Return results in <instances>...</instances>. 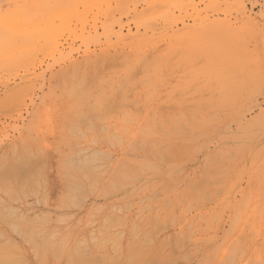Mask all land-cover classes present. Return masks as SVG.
Listing matches in <instances>:
<instances>
[{
	"label": "rangeland",
	"instance_id": "rangeland-1",
	"mask_svg": "<svg viewBox=\"0 0 264 264\" xmlns=\"http://www.w3.org/2000/svg\"><path fill=\"white\" fill-rule=\"evenodd\" d=\"M8 1L10 0H0V11L6 8V4ZM140 1L141 0H135L134 2L135 4L132 2L124 1V3L126 4H123V6L128 7V9L132 11L135 8L134 10L139 12L142 8H144V5H142ZM243 1H244L245 8L248 14L251 13L250 16L255 20V22L257 21L258 23H261L262 28L264 29V23H263L264 21V0H243ZM197 2L198 0L194 1V3H197ZM128 5H131V6H128ZM161 6H162L161 4H158L157 6L153 8L156 10V13H159L162 10ZM201 7H203V5H201ZM150 11L151 9L148 10V12ZM177 14L178 13H175V15ZM226 15H227V18L230 19L231 22H235L237 13L235 12L232 6L230 7V5H228V9L226 10ZM260 15L262 16V18ZM219 18L221 19L224 18V15L221 14ZM124 21L126 20L124 19ZM159 21H155V22L153 21L152 22L153 25L152 23H150L152 26L149 25L150 26L149 29H151L149 30V35H151L150 33L152 30L153 32H155L154 37L158 33L161 32L160 29H162V31L167 32V34H171L174 31L182 30V25L179 22H178L179 25L176 24V25H172L171 27H168L169 25L164 24V22L161 20ZM184 21H185V24L187 25H188V22H189V25L192 24L190 23L192 22V20L189 17H185ZM154 24H158V25H155L154 27ZM236 25H239V24H236ZM131 26L132 24H130L129 28H131L132 31L134 32L135 31L133 27L134 25L132 27ZM127 28L125 27L126 30ZM125 29H124V32H126ZM140 29L143 32V28H140ZM245 40H246L245 42L246 48L249 54L252 55L254 53L255 47L257 46V43L249 39L247 36H245ZM161 44L163 45L160 46ZM157 47H159V49L161 50L159 53H156L157 57L153 58V56H151L149 53L148 58L144 62L141 61L143 58L139 60L138 62L139 64L138 63L134 64L135 58L138 57L137 51L131 52L129 50L116 49V50L108 51L109 54L107 57L99 59L100 62L98 66L96 65L97 64L96 62H98L99 60L95 62L96 64L93 63L89 65H82L79 68L80 70L78 69L74 73L71 71H68L69 74L63 73V71L59 69L58 67H55L52 72H50L49 70L46 71V65L45 66L43 65L41 68H38L35 74L36 75L40 74V78L38 77L37 80L39 81L38 82L36 81L37 83L35 82V85H34V88L37 90L33 88V91H35L33 92V96L35 98L34 104L37 109L38 108L42 109L43 107H45V109L49 110V115H50V124L48 128L49 131H45L43 127H42L43 130H39V127H40L39 123L42 122V119H43L42 117H39V119L36 121L33 127V130L28 127V124L30 123V119L32 115L35 114V109L33 108V106L29 104L28 102L29 100L22 95L23 93L21 90L23 89V85L20 84V77L23 76V73L22 72L16 73L15 71H12V69L3 68L0 65V77H1L0 78V158H1L2 153H5L4 155L7 154L6 159L4 160L0 159V163L3 165L6 162L4 167L3 165L2 166L0 165V169L1 171H5L4 169H2V167L5 169H9L11 166L17 167L18 164H20L21 166H26L29 163L28 162L26 165H24L25 163L21 164L20 160H23V162L25 160L31 161L30 164L32 163L31 165H34V167H36L34 169V167L32 166L34 169V172L35 173L37 172L36 174L37 176L36 177L33 176L34 174L32 173L34 172H32L33 171L32 169L31 174H30L31 181L29 180L27 182H29L28 185H31L30 182L32 183L33 180L36 183L38 182L36 185H33L35 184V182L32 183L31 185L32 187H34L33 188L34 192L31 190L34 194H32L31 191L29 192L27 190L29 189L27 188L28 186L27 182L26 183L23 182L24 184L21 182L23 184V187L24 185H26V187H24L26 189L22 188L21 187L22 184H19L20 180L18 181V178L14 179L15 182H13L14 181L12 180L13 178L6 179L7 180L5 182L6 184L3 181L1 182V184L3 183L4 185L3 187L0 185V188H1L0 189V217H1L0 218V264H90L89 261L87 262L88 259L92 260V262L97 261L95 264H126L129 261V259H127L128 257H131V258L137 257L139 254L141 255H139L138 258H133L135 260L131 261V263L128 262L127 264L129 263L130 264H153L159 258L161 259V257L159 256H161L162 254L164 255L162 259L165 258L168 261H170L172 258H174V260L172 259L171 260L172 262L170 261L168 262V264L170 263L177 264L178 261L181 262L182 264H193V263L194 264H200V263L201 264H204V263L214 264L212 260H210L209 262L207 256H205L206 258H204V261H203V257L205 254L202 252H199L201 255L200 254L197 255L198 253L193 254V255L185 253L186 250L189 249L190 247H188L187 245L185 246L183 245V240H184L183 236L185 234H188L189 232L188 231L190 228L189 223H191L193 220L198 219V217H196L195 214L197 213V207L200 204V202H195V201L192 202V199L188 200V196L193 191L202 192L203 194L207 192L205 194L207 195L206 197L214 196L217 193L221 194L223 189L227 187L226 183L233 182L235 180V177L238 176V173L240 171H243L242 175L244 179H243L242 187L244 189L259 190L261 193L264 194V180H263L264 179V73H260V74L259 73H249L248 68L246 66H243V74L245 72H247L248 74H246V76L244 75L245 82H244L243 88H240L242 83L240 81H237L235 78H232V80L224 79L223 81H221V79H215L213 78L212 75L211 76L208 75L207 72L216 65L213 60L212 53H209L208 51H205L202 48L188 49L186 51H171V49H167V46L165 45V43H158ZM96 53H98L97 50H96ZM75 54H74L75 56L74 58L76 62L82 63L83 62L82 57L79 56L77 53ZM120 55L122 58L116 59L118 56L120 57ZM113 61L116 64L118 62L120 65L118 66V64L117 65L112 64L114 63ZM109 62H111L114 68L110 67L109 69L104 70L103 74H101V71H103L102 69L104 67L108 68L110 66L108 65L107 67V64H110ZM262 64H264V62ZM89 66H90V69H89ZM145 67L146 69L142 71ZM97 68H100L101 70L98 69L99 72L96 73ZM42 70L46 71L45 74L43 73ZM79 71H80V74H78ZM137 71L142 72V73H139V75H137ZM135 72H136L137 77L134 76ZM262 72H264V69H262ZM98 73L101 75H99ZM78 75H79V78H78ZM86 75L87 76L90 75L91 76L90 78L92 77L93 78L86 79L87 77ZM161 75L164 77H162ZM100 77H101V80H100ZM43 80H46V81H43ZM90 80H92L93 84H91ZM40 82L41 83L43 82L42 83L43 85L40 84ZM89 82L90 84H88ZM60 83L62 85L61 89H60ZM40 85L42 87H40ZM85 85L87 87L84 89ZM80 86H82L83 90H80L81 89ZM77 88L79 90H77ZM120 88L121 90H119ZM161 89L163 91H161ZM186 91L188 92L184 94V92ZM116 92H119L118 94L121 99L119 98V96L115 98ZM174 93H176V96L174 95ZM35 95L37 96V98ZM128 95L129 97L126 98ZM123 98H126V99H123ZM115 99L116 100L123 99V100L122 101L118 100L119 102L118 103ZM181 99L186 100V101H183L184 102L183 107L184 108L185 106L187 107L186 109H184L186 113H184L185 112L184 110L183 112L175 110V109H174L175 110L174 112L173 110L174 108L173 103ZM127 102L129 106L131 103L133 102L134 103L131 105V107L129 106L122 107V105H125ZM26 103H27V110H25ZM105 103L107 105H104ZM113 103L115 105L119 104L118 106L116 105L119 108L112 107ZM169 105L173 107L171 108L173 111L170 110L169 107H167ZM187 105L189 106L191 105V107ZM202 105H205V106L209 105V107H205V109L209 110L207 111V113L212 111L211 114L210 113L207 114L206 112H204L206 110H201ZM105 106L109 108L111 107L110 108L111 110L112 108H114L115 111L117 112H114V111L110 112L111 110L109 109L110 113L104 114L103 112L106 111L104 108ZM141 106L143 107L141 109H137L136 111V108L141 107ZM198 106L200 109H198ZM89 108H91V110H89ZM143 108H144V111L147 108V110L150 112H152L154 108H156V110L163 108L164 110L163 113L162 111L160 112V116L158 119L153 118L154 117L153 113L150 114L151 117L149 118L153 119L154 121L152 122V124L149 123V126L151 127L150 130L146 129L145 123L143 124L134 123L131 120V118L130 120L126 122V119H125L126 114L135 115L140 110L142 111ZM96 109L98 110L99 114H96L97 113ZM132 109L134 110L132 111ZM188 109H190V111H188ZM26 111H28L27 114H25ZM92 111H94V113L96 114L95 115L96 118L92 116L93 115ZM121 111L123 112V114ZM20 112H21V115L18 116ZM42 112L43 111H41V113ZM191 112L195 113L196 115L198 114L197 116L198 117L200 116L199 119L198 117H196L195 114H192ZM169 113L171 114V116L169 115ZM214 113H217L219 115L216 116ZM222 114H224L225 116ZM100 115L104 120L100 119L101 118ZM120 115L123 117H121ZM162 115H164V118L162 117ZM86 118H89V119H86ZM73 119L75 120L77 119V123L79 124H77ZM122 119H125V120H122ZM200 119H201L202 124L200 122ZM163 120L168 126L163 122ZM72 121H74L75 123ZM81 121H84V122L89 121L87 127L84 128L87 122L81 123ZM204 121L207 123H205ZM179 122L181 124H178ZM21 123L23 125H21ZM66 123H70V124H66ZM182 123L186 127L185 129L183 128L185 131L181 127L183 125ZM14 125L15 126L17 125L19 129L17 128V126L15 128ZM104 125L105 126L107 125L106 128ZM12 126H14V128ZM60 126H63V127H60ZM72 126L78 127V131H80V133L79 132L77 133V128L75 129ZM102 126L105 128L104 132L103 131L101 132L100 130L103 128ZM118 126H119V129L116 128ZM66 127L71 128V130L67 129ZM88 127L89 128L91 127L90 130ZM160 127L162 128V130L160 129ZM238 127L241 128L244 146L238 148L237 150H233L230 147H226V149L223 150V154H224L223 156L225 157V159L226 158L227 159L230 158V159L221 163V166L223 167L222 171L223 169L224 171L220 175L217 174V177H215L214 169H216V172H217L218 167L213 164L212 156H214L215 154H218V152L221 150V147H222L221 145L222 143L219 142L218 135H222L224 132H227V136H230L231 135L230 132H233V133L236 132L237 131L236 129ZM14 129L15 130L17 129V130L15 131ZM116 129L118 131H116ZM159 129L161 131H159ZM20 130L22 132L21 133L22 137H20V135L16 133ZM173 130H175L176 132ZM109 132L111 134H109ZM120 132H123V133H120ZM80 134L82 135L80 136ZM3 135L4 136L7 135L8 137L6 136L4 138ZM83 139H86V140L84 141ZM120 139L122 140L123 144ZM44 140L46 142H44ZM107 140H109L110 143ZM89 141L90 143L91 142L92 143L89 144ZM20 142L23 143L22 147L20 145ZM248 142L250 143L248 144ZM215 143L217 145H215ZM140 144L142 146L146 145L145 147H147L148 149L147 152L149 153L156 151L154 149L159 148L158 151H156L158 153L154 152L155 154L152 153L153 154L152 156V154H149L145 150H142L143 147L138 148L139 146H141ZM164 144L167 146L164 147L165 146ZM14 145H15L16 152L14 150V153H12V149ZM186 145L187 146L192 145V146L188 148L189 146L186 147ZM208 145L211 146V148ZM25 146H26L27 151L26 149H24ZM162 146L164 147L163 149L161 148ZM173 146H175L176 151L178 149L177 148L178 146L180 148L181 147L183 148V146H185L186 148H188L187 149L188 152L183 149L185 153L187 152V154L184 153L183 156H180L181 158L178 157V159H176L177 156H175L176 158H174V155H176L177 152L175 151L176 154L173 152L174 150ZM170 148H172L173 150ZM28 149H30L31 152ZM93 150L96 152L101 151L100 154L105 157L104 168L102 169V174H101L102 178L100 177L99 181L96 182L97 185L96 184L93 185L94 188L93 187L90 188L84 185L82 188V191L78 193L72 192L71 190H69L70 192L67 190L64 191L65 188L71 189L76 184L81 185L83 183L84 178L82 177V174H81L82 171H79L78 168L75 169V167L77 166L76 157L78 155H81L82 153L93 152ZM170 150L174 154L173 156H171V158L169 156ZM166 151L168 152L166 153ZM179 151H178V156H179ZM208 151H210V153ZM232 151H233V158L230 157L232 155L231 154ZM11 153L13 156L11 155ZM202 153L204 154L202 155ZM40 154H41V158L38 159L39 158L38 156H40ZM129 154L131 156H129ZM162 154L164 156L169 154L168 155L169 160L163 161L164 159H163ZM235 154H237V158L235 157ZM157 155L160 156L158 157V159L156 158ZM16 156H18L17 160L15 159ZM34 156H37V157H34ZM31 158L34 160L33 162L32 160H30ZM159 158H160V161H159ZM14 159L16 160L17 165L16 163H14L15 161ZM36 159L39 160L40 163L39 161H36ZM43 159L46 161H43ZM42 161L44 162V165L42 163L43 166L39 167ZM63 161H66L67 163L65 164V162ZM256 161H257V164H256ZM46 163L48 164L46 165ZM72 163H75V167L73 166L74 164L72 165L73 168L70 165ZM145 163H147L149 166L156 168L161 174L164 175L165 178H163V180H161L159 184L157 185L154 184V178H153L154 174L152 171L147 170L145 168L146 166V165L144 166ZM37 164H38V168H41L39 169L40 172L37 168ZM223 164L225 165L226 168L224 167ZM47 166H48V169H46ZM124 166H126V168ZM131 166H134L133 167L134 169H131L132 168ZM191 166L193 167L194 170L192 169ZM43 169H46V170H43ZM106 169H108V171H105ZM139 169L141 170V172ZM115 170H117V172L119 171L118 173H121V172L125 173V176L127 174L128 176L133 177V179L129 177H127L129 179H127L126 177L123 178L122 177L123 175H121L120 177V174H118L117 172L115 173ZM178 170L180 171L178 172ZM202 174L206 178V180H204L205 178H201L203 177ZM210 176H211V179H210ZM134 177L140 180L138 181L136 179L137 180L136 181ZM8 180H10V183H7ZM113 182L118 183L117 184L118 186L116 188H114L113 185L111 187L110 186L108 187V185L113 184ZM196 182H199V183H196ZM120 184H121V187H120ZM129 184H131L132 186ZM105 185L107 186L105 187ZM172 185H175V186L172 187ZM192 185L196 186L197 188L195 187L193 188ZM6 186L10 190L9 192H7L6 190L7 188H5ZM18 186H20L21 189H19ZM112 187L114 189H112ZM122 187H123L122 189L123 191H120ZM2 188L3 190L5 188L6 191L5 190L3 191ZM107 190L111 191L112 194L111 192L108 193ZM10 192L12 194L14 193V195L16 194V196L10 195L9 194ZM24 192L26 193L27 197H24V195L22 194ZM43 192H46V193L43 194ZM105 192L108 195L103 196ZM63 193L68 194V195H63ZM116 193L117 195L114 196V194ZM178 194L179 195L181 194L180 196L182 195L183 196L180 197L178 196ZM9 195L11 197H9ZM21 195H23L25 199H23ZM69 195H71V197L74 195L73 196L74 199L70 198L73 202L67 199ZM77 196H81V198L79 197L78 199H76ZM85 196H87L88 199L82 198ZM177 197H180V199L178 200ZM15 198L18 200H16ZM188 201L192 204V205L189 204L190 207L187 205ZM139 202L140 204H138ZM205 203L207 206L214 205L213 201L205 202ZM128 205L129 207H127ZM165 205L167 206L165 207ZM179 206L182 207L184 211H186L185 218H187L188 220L191 219L190 222L188 221V224H186V227L182 223V219L178 217L177 212L174 215L172 214L174 218L172 216L170 218L169 217L170 215L167 214V213H171L172 208L174 207L177 208ZM94 207H96L97 212H94L96 211ZM111 208H113V212H111ZM11 209L15 211H12ZM140 211H142L141 215H137L140 213ZM7 212H9V214H6ZM10 214L11 216H9ZM111 214H112V217L114 218L116 217L118 220L115 221L111 217L112 221H114L112 223V221H110ZM3 215L4 217L2 219ZM70 215L73 217H71ZM64 216H66L67 218ZM155 216H157V219ZM16 218L17 219L19 218V220H17ZM26 218L29 220L27 221ZM34 218L36 219L33 220ZM37 218L39 219V221ZM138 218L140 219L143 218V219H141L140 221V219ZM103 220L108 221L112 224L109 225L108 227V225H106L107 222ZM4 221L8 223L5 224ZM24 221H26V224H24L25 223ZM41 221L42 222L45 221V222L41 223ZM61 221H64V222L61 223ZM77 223L79 225H77ZM86 223L88 226L85 225ZM154 223L155 224L157 223V224L155 225ZM162 223L164 224V226ZM15 224L17 226L14 227ZM169 224L170 225L173 224V225L167 226ZM104 225L107 228H105ZM66 226H68V228ZM159 226H161L160 230H162L161 231L162 233L160 232V230H157V232L154 233L153 228L156 229ZM165 226L167 227L165 228ZM187 226L189 227L187 228ZM33 227H35V229ZM113 227L114 229H111ZM136 227L137 228L139 227L138 230L136 229ZM181 227H183V230H184V233L182 232L183 234L179 231ZM226 227L227 226L221 227L220 224H218L217 226L218 230L220 231L221 230L226 231L227 229ZM24 228L26 229L23 230ZM31 228L34 229L33 232H35V230L38 228L36 233L40 234L42 232L41 235L43 236V238H46L47 236H51L52 238L49 237L50 239H48L47 237L45 239L46 241L45 242L44 239L41 238L42 237L41 235L38 234V237L36 233L35 234L33 233L32 235ZM40 230L42 231L40 232ZM43 230L45 231L44 233H43ZM131 230L132 232H130ZM20 231H22V234H20L21 233ZM145 231H147L146 234L144 233ZM222 231L220 232L219 236L222 235ZM29 232L32 237H30ZM150 232L153 233L156 237L150 234ZM18 233L20 235H18ZM142 233H144L145 235H142ZM180 233L182 234L181 235L182 238L181 236L178 237ZM89 234H91V236ZM135 234H138V235L136 236ZM102 235H104L105 237L103 238L104 239L103 243H100L99 241L102 240L100 239ZM119 235L120 237H118ZM93 237L94 239L96 238L95 239L96 243L94 242ZM129 237H132V238H129ZM89 238H91L92 241H90ZM145 238L146 240H144ZM148 238L150 239V241L152 240L150 243L148 241L149 240ZM177 238H181V239L177 240ZM31 239H35V240L31 241ZM131 239L135 243H137V241L139 242L144 241V243L140 242V244L139 243L134 244V242L132 243V245L134 244L135 246L134 247L132 246L133 248L131 247V250L132 249L137 250L136 248L138 246H140V250H142V251H138L140 252L138 253V255H137V251L136 253L132 252L136 254V256L132 253H131L132 255L129 254L131 250L126 251V247L129 245ZM108 240H109V243H107ZM175 240L179 241V243ZM78 241L80 242V244H81V241H84L83 242L84 244L82 243L81 245L78 246L79 244ZM113 241H116V242H113ZM51 242L52 244L55 242L54 243L55 246H53L52 248L48 247L49 244H51ZM181 242L183 245V249H182V245H180ZM32 243H37V244L34 245ZM60 243H61V246H60ZM52 244L50 246H52ZM93 244L97 246L96 248L97 250L93 248L95 247L93 246ZM158 244H160V246ZM178 244L180 245L179 246L180 250L179 248L178 250H176L177 248L173 250L174 249L173 246L176 247V245ZM4 245L5 247H3ZM98 245H100L101 247L98 248ZM168 245H173V246L171 247ZM9 246L12 248H10ZM105 246L107 250H105L104 248ZM163 246L165 249L162 248ZM6 247L9 248V250L6 249ZM170 247L173 250L174 254H172L173 252L170 250ZM33 248L34 249L36 248V249L34 250ZM47 249H48L47 253H44V250H47ZM51 249H54V250L52 251ZM75 249L76 251L73 252V250ZM81 249H82V253L84 254L81 256H85V258H87L85 260L83 258L84 263L81 262L82 260L80 261L79 258H77L78 259L77 260L75 257V255L78 256L81 253V252L79 254L76 253V252H79L78 250L81 251ZM143 250L145 253H143ZM66 251L71 253V255L69 256V253L66 254L65 253ZM103 251H105V254H103L104 253ZM63 253H65V255H63ZM157 253L159 254L157 255ZM99 254L103 255V257ZM169 254L171 255L169 256ZM183 254H184V257L182 256ZM96 255H99V257ZM127 255H131V256L127 257ZM81 256L80 258H82ZM156 256H158L159 258H156ZM116 257H118L117 260H115ZM182 257L184 258V260H181ZM162 259L160 260L161 263L159 264H162L163 262H164L163 264L165 263L167 264V261H163ZM173 262H176V263H173ZM155 264H158V263L155 262ZM223 264H226V263H223ZM232 264H236V263H232Z\"/></svg>",
	"mask_w": 264,
	"mask_h": 264
},
{
	"label": "bare ground",
	"instance_id": "bare-ground-1",
	"mask_svg": "<svg viewBox=\"0 0 264 264\" xmlns=\"http://www.w3.org/2000/svg\"><path fill=\"white\" fill-rule=\"evenodd\" d=\"M124 1L126 2H132L134 3L135 0H10L7 2L6 4V8L2 11H0V65L3 68H8V69H12V71H15L16 73L22 72L23 76L20 77V84L23 85V89L22 91V95L24 97H26L29 101V104L31 106H33V108L35 109V114L32 115L31 119H30V123L28 124V127L30 129L33 130V127L36 123V121L39 119V117H42V122H40V127L39 130H45V131H49V124H50V115H49V110L45 109V107H43L42 109L40 108H36L35 106V102H34V96H33V88L35 85V82L39 81L37 80L38 77L40 78V74L36 75L35 72L36 70H38V68H41L43 65H46V71L49 70L50 72H52L54 70L55 67H58L59 69H61L63 71V73H68V71L71 72H75L76 70H78L82 65H89V64H93L96 61H98L99 59L105 58L108 56L109 52L108 51H112V50H116V49H121V50H129V51H137V55L138 57L135 58L134 64L138 63L139 60L141 61H145L148 58V54L150 53L151 56H153V58L157 57L156 53H159L161 50L159 49L160 46H162L163 44H161L159 47H157L158 43H165V45L167 46V49H171V51H186L188 49H194V48H202L205 51H208L209 53H212L213 55V60L215 62V65L213 68H211L207 73L208 75H212L213 78L215 79H221V81H223L224 79L226 80H232V78H235L237 81H240L242 83V85L240 86V88H243L244 82H245V76L246 74H248L247 72H245L243 74V66H246L248 68L249 73H264L262 72V69H264V64H262L264 62V29L262 28V24L258 23L257 21L255 22V20L250 16V14H248L246 8H245V4L243 0H198L197 3H194L195 0H141L140 2L142 3V5H144V8H142L139 12L134 10H129L128 7H124L123 4ZM135 4V3H134ZM139 4V3H138ZM158 4H161L162 6V10L159 13H156V10L153 9L155 6H157ZM141 5V4H140ZM201 5H203V7H201ZM228 5H230V7L232 6L233 9L235 10V12L237 13V17L235 19V22H231L230 19L227 18L226 15V10L228 9ZM131 6V5H128ZM134 6V5H133ZM138 6V5H137ZM3 7V6H2ZM131 8V7H130ZM133 8V7H132ZM140 8V6H139ZM150 12H148V10H150ZM138 10V9H137ZM148 12V13H147ZM175 13H178L177 15H175ZM223 14L224 18H219V16ZM255 14V13H254ZM256 15V14H255ZM261 16V15H260ZM185 17H189L192 22V24L188 25L185 24ZM262 18V16H261ZM260 18V19H261ZM124 19L126 21H124ZM259 19V20H260ZM163 21L164 24L169 25L168 27H171L172 25H176L178 24V22L182 25V30L181 31H174L171 34H167V32L162 31L160 33H158L155 37V32H153V30L151 31V35H149V29L151 25L150 23H152L153 21ZM160 22V21H159ZM187 23V21H186ZM264 23V21H263ZM130 24H132V26L134 27L135 31L133 32L131 28H129ZM161 24V23H160ZM239 24V25H236ZM261 24V25H260ZM153 25V23H152ZM151 25V26H152ZM155 25L158 24H154ZM179 25V24H178ZM131 26V27H132ZM125 27L127 28V30L125 29ZM175 27V26H174ZM140 28H143V32L141 31ZM157 28V27H156ZM124 29L126 30V32H124ZM133 29V30H134ZM164 30V29H163ZM245 36H247L249 39L253 40L254 42L257 43V46L255 47L254 53L252 55L249 54L247 48H246V40H245ZM96 50L98 51V53H96ZM77 53L79 56L82 57L83 62H76L75 60V56L74 54ZM76 55V54H75ZM181 56V55H180ZM174 57V56H173ZM122 58L121 55L120 57L118 56L116 59H120ZM115 59V60H116ZM109 60V59H108ZM114 60V61H115ZM113 61V62H114ZM100 60L98 62H96L95 64L98 66ZM110 65L108 68L104 67L102 69L103 71H101V74H103L104 70L109 69L110 67L114 68L112 64H116L115 62L111 64V62H109ZM199 63V62H198ZM118 66L120 65L117 62ZM116 64V65H117ZM125 64V63H124ZM139 64V63H138ZM112 65V66H111ZM123 65V64H121ZM141 65V63H140ZM139 65V66H140ZM96 66V67H97ZM116 67V66H115ZM44 68V67H43ZM95 68V67H94ZM90 69V66H89ZM96 69V68H95ZM101 70L100 68H97L96 73L99 72L98 71ZM146 69V67L142 70L144 71ZM80 70V69H79ZM139 70V69H137ZM43 73L45 74V70H42ZM88 72V71H87ZM90 72V70H89ZM88 72V73H89ZM161 72V71H160ZM42 73V72H41ZM95 73V75H96ZM107 73V72H106ZM105 73V75H106ZM139 73L142 72H138L137 71V75H139ZM165 73V72H164ZM170 73V72H169ZM43 74V75H44ZM69 74V73H68ZM80 74V71L79 73ZM99 74V73H98ZM99 74V75H101ZM42 75V76H43ZM91 75V73H90ZM90 75H86V79H92L90 78ZM245 75V76H244ZM135 77L136 76V72L134 74ZM162 76V75H161ZM169 76V75H168ZM249 76V75H248ZM60 77V76H59ZM164 77V76H162ZM1 78V77H0ZM45 78V77H44ZM43 78V79H44ZM79 78V75H78ZM77 78V79H78ZM182 78V77H181ZM16 79V78H15ZM99 79V78H98ZM101 80V77H100ZM171 80V79H169ZM42 81V79H41ZM46 81V80H43ZM88 81V80H86ZM99 81V80H98ZM122 81V80H121ZM167 81V80H166ZM36 82V83H37ZM91 84L92 80H90ZM90 82L88 84H90ZM143 82V81H142ZM234 82V81H233ZM43 83V82H42ZM40 82V84H42ZM86 83V82H85ZM124 83V82H123ZM141 83V82H140ZM79 84V83H78ZM86 84V85H88ZM142 84V83H141ZM43 85V84H42ZM82 85V84H81ZM85 85L84 89L87 87ZM200 85V84H199ZM69 86V84H68ZM67 86V88H68ZM40 87H42L40 85ZM81 89L83 90L82 86H80ZM107 87V86H106ZM62 88V85L60 83V89ZM191 88V87H190ZM35 89V88H34ZM89 89V88H88ZM134 89V88H133ZM229 89V88H228ZM37 90V89H35ZM43 90V89H41ZM77 90H79L77 88ZM121 90V88L119 89ZM117 90V91H119ZM166 90V89H165ZM180 90V89H179ZM178 90V91H179ZM40 91V90H39ZM161 91H163L161 89ZM177 91V92H178ZM189 91V90H188ZM188 91L184 92L187 93ZM41 92V91H40ZM78 92V91H77ZM176 92V93H177ZM119 92L115 93V98L119 96L118 94ZM127 93V91H126ZM176 93H174V95L176 96ZM82 94V93H81ZM40 95V94H39ZM38 95V96H39ZM69 95V94H68ZM173 95V96H174ZM179 95V94H178ZM182 95V94H181ZM36 96V95H35ZM164 96V95H163ZM172 96V97H173ZM203 96V95H201ZM213 96V94H212ZM125 97V96H123ZM129 95L126 97L128 98ZM256 97V96H255ZM37 98V96H36ZM65 98V97H64ZM120 98V96H119ZM123 98V99H126ZM121 99V98H120ZM122 99V100H123ZM162 99V98H161ZM188 99V98H187ZM116 100V99H115ZM114 100V102H115ZM119 100V99H118ZM118 100H116L118 102ZM119 100V101H122ZM136 100V99H135ZM109 101V100H108ZM138 101V100H137ZM136 101V102H137ZM155 101V100H154ZM153 101V102H154ZM157 101V100H156ZM186 100H178L176 102L173 103V107L172 106H167L170 108V110H172L171 108H173V110H178L183 112L184 109H186L187 107L185 106V108L183 107L184 102ZM105 102V101H104ZM135 102V101H134ZM133 102V103H134ZM54 103V102H53ZM108 103V102H107ZM119 103V102H118ZM131 103L130 106L128 105V102L125 105H122V107H131V105L133 104ZM25 104V102H24ZM104 105H107L106 103ZM117 106L119 104H116ZM114 103L112 104V107H117ZM146 105V104H145ZM195 105V104H194ZM193 105V107H194ZM211 105V104H210ZM29 106V105H28ZM111 106V105H110ZM121 106V105H120ZM189 106V105H187ZM200 106V105H199ZM198 106V109H200ZM93 107V105H92ZM136 107V106H135ZM143 106L141 107H137V109H141ZM191 107V105L189 106ZM205 107H209L202 105L201 106V110H206ZM254 107V106H253ZM105 113H110V112H117L115 111L114 108H112V110L105 106L104 107ZM108 108V109H106ZM134 108V107H132ZM153 108V107H152ZM166 108V107H165ZM18 109V108H17ZM25 109V108H24ZM23 109V110H24ZM30 109V108H29ZM109 109L111 110L109 112ZM161 109V110H160ZM159 110H156V108H154V110L152 112L148 111L147 108L144 111L143 110L137 112L135 115H131V114H126V122L128 120H131L134 123H140L143 124L145 123L146 129L150 130L151 127L149 126V123L152 124L153 119H150L149 117L151 113L154 114V119H158L160 116V112L162 111V113L164 112L163 108H160ZM168 109V108H167ZM27 110V103H26V109ZM32 110V109H31ZM89 110H91V108H89ZM134 109H132L133 111ZM156 110V111H155ZM172 110V111H173ZM174 110V112H175ZM41 111H43L41 113ZM97 113L99 114L98 110L96 109ZM135 111V112H136ZM185 111V110H184ZM188 111H190V109H188ZM206 110L204 112L207 113ZM225 111V110H224ZM28 111H26L25 114H27ZM93 115L95 117V113L94 111ZM122 112V111H121ZM120 112V114H121ZM212 111L208 112L211 114ZM72 113V112H71ZM186 113V111L184 112ZM192 113V112H191ZM207 113V114H208ZM42 114V115H41ZM81 114V113H80ZM123 114V112H122ZM133 114V113H132ZM195 114V113H192ZM216 116L219 115L217 113H214ZM18 115V114H17ZM21 115V112L18 116ZM103 115V114H102ZM107 115V114H106ZM115 115V114H114ZM169 115L171 116V114L169 113ZM176 115V113H175ZM186 115V114H185ZM189 115V114H188ZM196 115V114H195ZM198 115V114H197ZM196 115V117H198ZM224 115V114H222ZM17 116V117H18ZM91 116V117H92ZM113 116V115H112ZM121 116V115H120ZM179 116V115H178ZM187 116V115H186ZM213 116V115H211ZM210 116V117H211ZM225 116V115H224ZM28 117V116H27ZM69 117V116H68ZM90 117V118H91ZM101 117V115H100ZM99 117V118H100ZM123 117V116H121ZM162 117L164 118V115H162ZM181 117V116H180ZM188 117V116H187ZM200 117V116H199ZM198 117V119H199ZM23 118V117H22ZM20 118V119H22ZM84 118V116H83ZM96 118V117H95ZM98 118V119H99ZM168 118V116H167ZM166 118V119H167ZM189 118V117H188ZM187 118V119H188ZM214 118V117H213ZM82 119V118H81ZM89 119V118H86ZM100 119H103L102 117ZM122 119V120H125ZM150 119V120H149ZM165 119V121H166ZM239 119V118H238ZM13 120V119H12ZM76 123H77V119H73ZM80 120V119H79ZM104 120V119H103ZM121 120V119H119ZM215 120V119H214ZM19 121V120H18ZM72 121V122H74ZM93 121V119H92ZM165 121L163 120V122L165 123ZM189 121V120H188ZM14 122V121H13ZM21 122V121H20ZM74 122V123H75ZM80 122V121H79ZM87 122V121H85ZM84 121H81V123H85ZM89 122V121H88ZM88 122L86 123V126L88 125ZM178 122V121H177ZM182 122V121H181ZM201 122V119H200ZM205 122V121H204ZM235 122V121H234ZM24 123V122H22ZM21 123V125H23ZM207 123V122H205ZM11 124V123H10ZM66 124H70V123H66ZM79 124V123H77ZM159 124V123H158ZM166 124V123H165ZM178 124H181L180 122ZM183 124V123H182ZM202 124V122H201ZM93 125V123H92ZM120 125V124H119ZM167 125V124H166ZM173 125V124H172ZM204 125V124H203ZM15 126V125H14ZM14 126H12L14 128ZM17 126V125H16ZM15 126V128H16ZM20 126V125H19ZM25 126V125H24ZM55 126V125H54ZM65 126V125H64ZM71 126V125H70ZM90 126V125H89ZM105 126V125H104ZM107 126V125H106ZM105 126V128H106ZM142 126V125H141ZM159 126V125H158ZM168 126V125H167ZM181 126V125H180ZM184 126V127H183ZM21 127V126H20ZM43 127V129H42ZM63 127V126H60ZM75 129L77 128V133L80 131H78V127L76 126H72ZM103 127V126H102ZM174 127V126H173ZM172 127V129H173ZM182 129L186 128L185 125L183 124ZM4 128V127H3ZM18 128V126H17ZM67 128V127H66ZM89 128V127H88ZM91 128V127H90ZM89 128V130H90ZM105 128L103 127L101 130V132L105 130ZM119 129V126L116 127ZM19 129V128H18ZM70 129L71 128H67ZM99 129V128H98ZM160 129L162 130V128L160 127ZM159 129V131H161ZM183 129V130H184ZM15 130V129H14ZM17 130V129H16ZM15 130V131H16ZM87 130V129H86ZM88 130V131H89ZM226 130V129H225ZM233 130V129H232ZM236 132H230V136H227V132H224L222 135H218L219 138V142H221L222 147L221 150L218 152V154L213 153L212 156V162L214 165H216L217 168V172L216 169L215 170V174L214 176L217 177V174L220 175L221 173H223L222 171V166L221 163L230 159V158H226L223 156V150L226 149V147H230L233 150H237L240 147L244 146V141H243V137H242V133H241V128H237ZM13 131V130H12ZM29 131V130H28ZM27 131V133H28ZM44 131V132H45ZM84 131V130H83ZM107 131V130H106ZM105 131V133H106ZM116 131H118L116 129ZM175 131V130H173ZM185 131V130H184ZM194 131V130H193ZM192 131V132H193ZM259 131V130H258ZM5 132V131H4ZM31 132V131H30ZM43 132V131H41ZM69 132V131H68ZM73 132V131H71ZM114 132V131H113ZM112 132V133H113ZM163 132V131H162ZM176 132V131H175ZM257 132V131H256ZM20 135V137H22V132L21 130L16 132ZM119 133V132H118ZM123 133V132H120ZM185 133V132H184ZM219 133V132H217ZM222 133V132H220ZM83 134V133H82ZM80 134V136L82 135ZM109 134H111L109 132ZM9 135V134H8ZM72 135V134H71ZM84 135V134H83ZM113 135V134H112ZM116 135V134H115ZM166 135V134H165ZM170 135V134H169ZM7 135H3V137L5 138ZM33 136V135H32ZM86 136V134H85ZM167 136V135H166ZM8 137V136H7ZM13 137V136H12ZM70 137V136H68ZM76 137V136H75ZM31 138V137H29ZM106 138V137H105ZM104 138V139H105ZM108 138V137H107ZM114 138V136H113ZM121 138V137H120ZM77 139V138H76ZM79 139V138H78ZM100 139V138H99ZM98 139V140H99ZM102 139V138H101ZM117 139V138H116ZM144 139V138H142ZM261 139V138H260ZM31 140V139H30ZM36 140V139H35ZM82 140V139H81ZM84 141L86 139H83ZM121 140V139H120ZM213 140V139H212ZM263 140V139H262ZM22 141V140H21ZM37 141V140H36ZM48 141V139H47ZM91 141V140H90ZM89 141V144H91ZM109 141V140H107ZM106 141V142H107ZM117 141V140H116ZM119 141V140H118ZM124 141V140H123ZM190 141V140H189ZM255 141V140H254ZM253 141V142H254ZM44 142H46L44 140ZM122 142V140H121ZM143 142V141H142ZM154 142V141H153ZM261 142V141H260ZM13 143V142H11ZM10 143V144H11ZM49 143V142H48ZM110 143V141H109ZM120 143V142H119ZM146 143V142H145ZM247 143V142H246ZM250 142H248L249 144ZM45 144V143H44ZM123 144V142H122ZM144 144V143H143ZM149 144V143H148ZM263 144V143H262ZM13 145V144H12ZM11 145V146H12ZM20 145L22 147L23 143L20 142ZM95 145V144H94ZM137 145V144H136ZM141 145V144H140ZM165 145V144H164ZM163 145V146H164ZM210 145V144H209ZM208 145V146H209ZM215 145H217L215 143ZM220 145V146H221ZM253 145V144H252ZM146 146V145H145ZM145 146H139L138 148H142V150H145L146 152L148 151L147 147ZM154 146V145H152ZM161 147L162 149L164 147H166L167 145H165L164 147ZM189 146V147H188ZM186 145V147L190 148V145ZM258 146V145H257ZM185 146H183V148L181 149L179 146L177 147V151L175 150V146H173V152L176 154L174 155L173 152L170 150V158L171 156L174 155V158H176L175 156H177L176 159H178V157L183 156V154L185 153V151H187L188 148H186ZM211 148V146H209ZM146 148V149H145ZM208 148V147H207ZM214 148V147H213ZM217 148V147H216ZM26 149V146L25 148ZM55 149V148H54ZM111 149V148H110ZM159 149V148H158ZM158 149H154L156 151H158ZM185 151H184V150ZM15 150V145L13 146L12 149V153H14ZM30 151V149H28ZM89 150V149H88ZM102 150V149H101ZM216 150V149H215ZM27 151V149H26ZM63 151V150H62ZM110 151V150H109ZM156 151L153 152H147L149 154H152ZM169 151V150H168ZM166 151V153L168 152ZM176 151V152H175ZM178 151H179V156H178ZM183 151V152H182ZM213 151V150H212ZM243 151V150H242ZM16 152V150H15ZM25 152V151H24ZM31 152V151H30ZM36 152V151H35ZM80 152V151H79ZM78 152V153H79ZM101 151H94L90 152V153H82L81 155H78L76 157V161H77V166L75 167V163L70 164L71 166L73 165L76 168H78L79 171H82V177L84 178L83 183L80 184H76L75 186H73V188L71 189H67L65 188L64 191H69L71 190L72 192L78 193L80 191H82V188L84 185L92 188L94 184H96L97 181H99L101 174H102V169L104 168V159L105 157L102 156L100 154ZM113 152V151H112ZM188 152V151H187ZM187 152L185 154H187ZM210 153V151H208ZM216 152V151H215ZM238 152V151H237ZM11 153V155H12ZM41 153V152H40ZM158 153V152H156ZM165 153V154H166ZM225 153V152H224ZM3 154V155H2ZM1 154V158L0 159H6L7 154L4 155L5 153ZM77 154V152H76ZM75 154V155H76ZM110 154V153H109ZM127 154V153H126ZM155 154V153H154ZM164 154V153H163ZM163 161L165 160H169V156L168 155H163ZM181 154V155H180ZM201 154V153H200ZM204 153H202L203 155ZM232 155L230 156L231 158H233V151L231 153ZM10 155V156H11ZM28 155V154H27ZM139 155V154H138ZM201 155V156H202ZM230 155V154H229ZM13 156V155H12ZM114 156V155H113ZM129 156H131L129 154ZM136 156V155H135ZM140 156V155H139ZM153 156V154H152ZM167 156V158H166ZM217 156V157H216ZM4 157V158H3ZM22 157V156H21ZM26 157V156H25ZM37 157V156H34ZM40 159L41 158V154L40 156H38ZM49 157V156H48ZM157 155V159H158ZM166 159H165V158ZM206 157V156H205ZM204 157V158H205ZM224 157V158H222ZM229 157V156H227ZM235 157L237 158V154H235ZM110 158V157H109ZM136 158V157H135ZM181 158V157H180ZM12 159V157H11ZM16 160L18 159V156H16L15 158ZM14 159V160H15ZM23 159V158H22ZM27 159V158H26ZM46 159V158H45ZM201 159V158H200ZM225 159V160H224ZM16 160L14 161V163L17 162ZM32 160V162L34 161L32 158L30 159ZM122 160V159H121ZM172 160V159H171ZM210 160V162H211ZM247 160V159H246ZM251 160V159H250ZM22 161V162H21ZM36 161H39L36 159ZM43 161H46L43 159ZM41 162V165L39 167H42L44 165V162ZM125 161V160H123ZM158 161V160H157ZM160 161V158H159ZM158 161V162H159ZM29 162V163H28ZM31 161L25 160L23 162V160H20V163L26 165V166H21L20 164L16 166H11L9 169H5L3 168L4 165L6 164V162H2L4 163L0 165L2 167V169H4L5 171H1L0 169V185L3 187V183L1 184V182L3 181L4 183L7 181L6 179L9 178H13L12 180L18 178V181L20 180L19 184H22L23 182L26 183L27 181H31L30 178V174L31 171L34 167V165L30 164ZM50 162V161H49ZM48 162V163H49ZM65 164L67 163L66 161ZM199 162V161H198ZM197 162V163H198ZM204 162V161H203ZM249 162V161H248ZM40 163V161H39ZM43 163V165H42ZM46 163V165L48 164ZM125 163V162H123ZM127 163V162H126ZM164 163V162H163ZM69 164V163H68ZM243 164V163H242ZM257 164V161H256ZM20 165V166H19ZM131 165V164H130ZM146 165V166H145ZM154 165V164H153ZM193 165V164H192ZM212 165V164H211ZM224 165V164H223ZM261 165V164H260ZM19 166V167H18ZM33 166V167H32ZM72 166V168H73ZM110 166V165H109ZM118 166V165H117ZM145 168L147 170H150L153 172L154 174V184H159L161 182V180H163L164 175L161 174L156 168L149 166L147 163L144 164ZM195 166V165H194ZM8 167V166H7ZM6 167V168H7ZM120 167V165H119ZM126 168V166H124ZM131 169H134V166H131ZM138 167V166H137ZM159 167V166H158ZM192 167V166H191ZM225 167V165H224ZM229 167V166H228ZM227 167V168H228ZM246 167V166H245ZM36 167H34L35 169ZM37 168H38V164H37ZM46 168V167H45ZM164 168V167H162ZM197 168V166H196ZM206 168V167H205ZM208 168V167H207ZM210 168V167H209ZM226 168V167H225ZM258 168V167H257ZM34 169L32 172H34ZM41 168H38V170ZM48 169V166L47 168ZM43 169V170H46ZM186 169V167H185ZM184 169V170H185ZM190 169V168H189ZM193 169V167H192ZM136 170V169H135ZM134 170V171H135ZM140 170V169H139ZM138 170V171H139ZM194 170V169H193ZM197 170V169H196ZM195 170V171H196ZM208 170V169H207ZM206 170V171H207ZM245 170V168H244ZM36 171V170H35ZM105 171H108V169H106ZM104 171V172H105ZM180 170H178L179 172ZM40 172V170H39ZM45 172V171H44ZM117 172V170H115V173ZM119 172V171H118ZM117 172V173H118ZM141 172V170H140ZM143 172V171H142ZM183 172V171H182ZM118 173L121 175H123L122 177H129L131 179H133V177H130L125 173ZM176 173V172H175ZM228 173V171H227ZM256 173V172H255ZM254 173V174H255ZM34 174L33 176L36 177L37 172L32 173ZM47 174V173H46ZM243 171H240L238 173V176L235 177V180L231 183H226V188L223 189V191L221 192V194L217 193L214 196H210V197H206L207 195H205L207 192H205V194H203L202 192H196L193 191L192 193L189 194L188 196V200L192 199V202H200V204L197 207V213L195 214L196 217H198L197 220H193L190 224V228L188 230V234H185L183 236V245H187L188 247H190L189 249L186 250L185 253L193 255L198 253L197 255H199V252L204 253V257H203V261L204 258H206L205 256L208 257V260L210 262V260H212L214 262V264H232V263H236V264H264V194L261 193L259 190H254V189H244L243 186ZM189 176V175H188ZM201 176V175H200ZM203 176V174H202ZM220 177V176H219ZM218 177V178H219ZM224 177V176H223ZM46 178V177H45ZM74 178V177H73ZM102 178V177H101ZM127 178V179H129ZM173 178V177H172ZM201 178H205L204 176ZM2 179V180H1ZM4 179V180H3ZM34 179V178H33ZM32 179V180H33ZM42 179V178H41ZM76 179V178H75ZM134 179L136 180L137 178L134 177ZM209 179V178H208ZM211 179V176H210ZM213 179V178H212ZM45 180V179H44ZM138 180V179H137ZM136 180V181H137ZM140 180V179H139ZM138 180V181H139ZM165 180V179H164ZM183 180V178H182ZM181 180V182H182ZM189 180V179H188ZM198 180V179H197ZM206 180V178L204 179ZM232 180V179H231ZM264 180V179H263ZM16 181V182H18ZM150 181V180H149ZM15 182V180L13 181ZM22 182V183H21ZM35 181L33 180L32 183H34ZM106 182V181H104ZM151 182V181H150ZM179 182V181H178ZM202 182V181H200ZM7 183H10V180H8ZM23 183V184H24ZM32 183L30 182V184L32 185ZM38 183V182H37ZM35 182L36 185L37 184ZM147 183V182H146ZM187 183V181H186ZM185 183V184H186ZM199 183V182H196ZM204 183V182H203ZM213 183V182H212ZM211 183V185H212ZM217 183V182H216ZM215 183V184H216ZM6 184V183H5ZM22 184V188L26 187V185H24L23 187ZM29 184V182H27V185ZM108 184V183H107ZM118 183L113 182V184L108 185V187L112 186L114 188H116L118 185ZM135 184V183H134ZM144 184V183H143ZM152 184V183H151ZM184 184V186H185ZM194 184V182H193ZM249 184V183H248ZM31 185H28L27 189L29 192L32 190H34ZM97 185V184H96ZM104 185V184H103ZM131 185V184H129ZM202 185V184H201ZM199 185V186H201ZM18 186L19 189H21V187ZM107 185H105L106 187ZM132 186V185H131ZM136 186V185H135ZM141 186V185H140ZM175 185H172V187ZM177 186V185H176ZM253 186V185H252ZM31 187V188H30ZM112 187V189H114ZM121 187V184H120ZM130 187V186H129ZM166 187V186H165ZM194 188H197L196 186H193ZM7 188V186L5 187ZM4 188V190H5ZM12 188V187H11ZM43 188V187H42ZM94 188V187H93ZM96 188V187H95ZM126 188V187H124ZM1 189V188H0ZM26 189V188H24ZM23 189V190H24ZM106 189V188H104ZM118 189V188H117ZM123 187L121 188L120 191L122 190ZM3 190V188H2ZM3 190V191H4ZM7 192H9L10 190L7 188L6 189ZM5 190V191H6ZM127 190V189H126ZM125 190V191H126ZM143 190V189H142ZM157 190V189H156ZM211 190V189H210ZM209 190V191H210ZM220 190V189H218ZM217 190V191H218ZM31 191V192H32ZM36 191V190H35ZM108 191V190H107ZM106 191V192H107ZM23 192V191H22ZM34 192V191H33ZM32 192V194H34ZM63 192V191H62ZM70 192V191H69ZM105 195H108V194ZM111 191H108V193ZM144 192V191H143ZM166 192V191H165ZM38 193V192H37ZM46 192H43V194ZM134 193V192H133ZM152 193V192H151ZM155 193V191H154ZM12 196H16V194L14 195V193L12 194L11 192L9 193ZM24 195V197L26 196V193H22ZM73 194V193H72ZM87 194V193H86ZM112 194V192H111ZM175 194V192H174ZM9 195V197H11ZM23 195H21L23 197ZM63 195H68L63 193ZM117 195L114 194V196ZM154 195V194H153ZM156 195V194H155ZM181 195V194H180ZM178 194V196H180ZM70 196V197H69ZM67 197V199L70 201L72 199H74V195L71 197V195H69ZM83 196V195H82ZM88 196V195H87ZM87 196L82 197V198H87ZM111 196V195H110ZM183 196V195H182ZM180 196V197H182ZM8 197V198H9ZM23 197V199H25ZM65 197V196H64ZM76 197V195H75ZM81 198V196H77L76 199ZM152 197V196H151ZM150 197V198H151ZM180 197H177V199L179 200ZM36 198V197H35ZM127 198V197H126ZM16 199V198H15ZM144 199V198H142ZM149 199V198H148ZM167 199V198H166ZM176 199V200H177ZM12 200V199H11ZM18 200V199H16ZM44 200V199H43ZM67 200V201H68ZM125 200V199H123ZM185 200V199H184ZM183 200V201H184ZM72 201V200H71ZM75 201V200H74ZM86 201V200H85ZM141 201V200H140ZM168 201V200H167ZM214 202L213 206H207L205 202ZM37 202V200H36ZM44 202V201H43ZM73 202V201H72ZM77 202V201H76ZM130 202V201H129ZM166 202V200H165ZM182 202V201H181ZM39 203V202H38ZM63 203V202H62ZM114 203V202H113ZM168 203V202H167ZM75 204V203H74ZM130 204V203H129ZM140 204V202L138 203ZM189 204H191L188 201V206ZM64 205V204H63ZM67 205V204H65ZM71 205V203H70ZM80 205V203H79ZM99 205V204H98ZM105 205V204H104ZM115 205V204H114ZM113 205V206H114ZM126 205V204H125ZM177 205V204H176ZM186 205V206H187ZM192 205V204H191ZM76 206V205H75ZM73 206V207H75ZM110 206V205H109ZM116 206V205H115ZM114 206V207H115ZM120 206V205H119ZM144 206V205H143ZM167 205H165L166 207ZM185 206V207H186ZM69 207V206H68ZM67 207V208H68ZM77 207V206H76ZM99 207V206H98ZM106 207V206H105ZM121 207V206H120ZM129 207V205L127 206ZM150 207V206H148ZM158 207V206H157ZM190 207V206H189ZM70 208V207H69ZM96 209V207H94ZM100 208V207H99ZM103 208V207H101ZM143 208V207H142ZM147 208V207H146ZM145 208V209H146ZM195 208V207H194ZM129 209V208H127ZM138 209V208H137ZM135 209V210H137ZM144 209V210H145ZM12 210V209H11ZM10 210V211H11ZM94 210V209H92ZM101 210V209H100ZM110 210V209H109ZM139 210V209H138ZM142 210V209H141ZM191 210V209H190ZM188 210V211H190ZM6 211V210H5ZM4 211V212H5ZM15 211V210H12ZM118 211V210H117ZM143 211V210H142ZM137 215H141V212ZM195 211V210H194ZM3 212V213H4ZM93 212V211H91ZM97 212V209L96 211ZM99 212V211H98ZM111 212H113V208H111ZM120 212V211H119ZM136 212V211H135ZM178 213V217L182 219V223L185 225L188 224V221L190 222V220H188L187 218H185L186 216V211L183 210L182 207H177V208H172L171 213H167L169 214L168 216L171 218L172 214L174 215L175 213ZM190 213V212H189ZM194 213V212H193ZM5 214V213H4ZM6 214H9V212H7ZM12 214V212H11ZM11 214L9 216H11ZM152 214V213H151ZM69 215V214H67ZM87 215V214H86ZM7 216V215H6ZM24 216V215H23ZM71 216V215H70ZM69 216V217H70ZM4 215L2 216L3 219ZM8 217V216H7ZM28 217V216H27ZM66 217V216H64ZM73 217V216H71ZM70 217V218H71ZM90 217V216H89ZM112 217V214L110 216V218ZM125 217V216H124ZM136 217V215H135ZM157 219V216H155ZM173 217V216H172ZM1 218V217H0ZM67 218V217H66ZM92 218V217H91ZM104 218V217H103ZM102 218V219H103ZM113 220H118L116 217H112ZM112 218L110 221H112ZM174 218V217H173ZM17 219V218H16ZM36 218H34L33 220H35ZM38 219V218H37ZM43 219V218H42ZM62 219V218H60ZM64 219V218H63ZM133 219V218H132ZM140 219V218H138ZM143 219V218H141ZM140 219V221H141ZM155 219V218H154ZM155 219V220H156ZM19 220V218L17 219ZM26 220L28 221L29 219L26 218ZM31 220V219H30ZM57 220V219H56ZM161 220V219H160ZM166 220V219H165ZM22 221V220H20ZM19 221V222H20ZM37 221V220H36ZM39 221V219H38ZM105 221V220H103ZM199 221V222H198ZM16 222V221H15ZM26 224V221H24ZM45 221H41V223H44ZM47 222V221H46ZM56 222V221H55ZM64 221H61V223ZM69 222V221H68ZM90 222V221H89ZM95 222V221H94ZM93 222V223H94ZM107 222L106 225H111L114 221H112V223ZM104 222V223H105ZM130 222V221H129ZM139 222V221H138ZM159 222V221H158ZM2 223V221H1ZM4 223H8L6 221H4ZM32 223V222H31ZM60 223V222H58ZM88 223V222H87ZM87 223L85 224L86 226ZM92 223V224H93ZM110 223V224H109ZM30 224V222H29ZM34 224V222H33ZM36 224V223H35ZM47 224V223H46ZM130 224V223H129ZM132 224V223H131ZM155 224V223H154ZM157 224V223H156ZM155 224V225H156ZM163 224V223H162ZM218 224L221 225V227H225L226 231H222V235L219 236L220 234V230H218L217 226ZM13 225V224H12ZM67 225V223H66ZM77 225H79L77 223ZM173 225V224H172ZM172 225H167V226H172ZM17 226L16 224L14 225V227ZM29 226V225H28ZM85 226V227H86ZM158 226V225H157ZM164 226V224H163ZM165 226V228L167 227ZM176 226V225H175ZM174 226V227H175ZM32 227V226H31ZM68 228V226H66ZM81 227V226H79ZM105 227V225H104ZM173 227V228H174ZM184 227V228H185ZM189 226H187L188 228ZM27 228V227H26ZM26 228H24L23 230H25ZM29 228V227H28ZM35 229V227H33ZM107 228V227H105ZM133 228V227H132ZM139 228V227H138ZM138 228L136 227V229L138 230ZM158 228V229H157ZM156 229L153 228L154 233L157 232V230L161 229V226L157 227ZM13 229V228H12ZM11 229V230H12ZM32 229V228H31ZM34 229L31 230V234L33 235V233L35 234L37 229L34 231ZM47 229V228H46ZM44 229V230H46ZM52 229V228H51ZM111 229H114L111 228ZM110 229V230H111ZM170 229V228H169ZM175 229V228H174ZM20 230V229H19ZM43 230V233L45 232ZM50 230V229H49ZM48 230V231H49ZM72 230V229H71ZM177 230V229H176ZM13 231V230H12ZM18 231V230H17ZM42 230H40L41 232ZM47 231V232H48ZM107 231V230H106ZM162 230H160L161 232ZM181 233H184L183 227L180 228L179 230ZM19 232V231H18ZM22 234V231H20ZM25 232V231H23ZM39 232V231H38ZM46 232V233H47ZM132 232V230L130 231ZM129 232V233H130ZM90 233V232H89ZM116 233V232H115ZM114 233V234H115ZM134 233V232H133ZM145 234L147 233V231L144 232ZM144 233H142V235H145ZM162 233V232H161ZM180 233L179 236H181L182 234ZM18 233V235H20ZM30 234V232H29ZM30 234V237H32ZM39 234V233H38ZM38 234L36 233L37 237ZM42 232L39 234L41 235ZM109 234V233H107ZM106 234V235H107ZM122 234V233H121ZM120 234V235H121ZM131 234V233H130ZM139 234V233H138ZM138 234H135L136 236ZM150 234L154 235L153 233L150 232ZM67 235V234H66ZM91 236V234H89ZM113 235V234H112ZM111 235V236H112ZM120 235L118 237H120ZM134 235V236H135ZM158 235V234H157ZM169 235V233H168ZM167 235V236H168ZM42 236V235H41ZM89 236V237H90ZM103 236V237H102ZM100 237V239H102L101 241H99L100 243H103L104 241V235H102ZM135 236V237H136ZM155 236V235H154ZM34 237V236H33ZM36 237V238H37ZM48 239H50L49 237L51 236H47ZM46 237V238H47ZM117 237V238H118ZM142 237V236H140ZM148 237V235H147ZM146 237V238H147ZM156 237V236H155ZM173 237V236H172ZM29 238V237H28ZM43 238V236L41 237ZM46 238H43L44 241ZM52 238V237H51ZM63 238V237H62ZM132 238V237H129ZM134 238V237H133ZM146 238L144 240H146ZM182 238V236H181ZM181 238H177V240H180ZM38 239V238H37ZM47 239V240H48ZM94 239V237H93ZM96 239V238H95ZM94 239V242H95ZM116 239V238H115ZM149 239V238H148ZM163 239V238H162ZM168 239V237H167ZM35 240V239H31ZM40 240V238H39ZM83 240V239H82ZM85 240V239H84ZM90 241H92L91 238H89ZM175 240V241H177ZM27 241V240H26ZM68 241V239H67ZM75 241V240H74ZM149 243L152 241H150V239L148 240ZM167 241V240H166ZM170 241V240H169ZM35 242V241H34ZM38 242V241H37ZM46 242V241H45ZM84 241H81V244ZM98 242V243H99ZM116 242V241H113ZM134 241L131 239L129 245L127 243V247H126V251L131 250V247L135 246L134 244H140L139 241H137V243L134 242V244L132 245ZM160 242V241H159ZM158 242V243H159ZM162 242V241H161ZM179 243V241H177ZM50 243V242H49ZM55 243V242H54ZM54 243L52 244V246H50L51 244H49L48 247L52 248L54 245ZM62 243V242H61ZM60 243V246H61ZM78 246L81 245L80 242L78 241ZM96 243V242H95ZM94 243V244H95ZM107 243H109V240L107 241ZM141 243H144V241H142ZM176 243V242H175ZM32 244H37V243H32ZM42 244V242H41ZM67 244V243H66ZM84 244V243H83ZM93 244V246H95ZM161 244V243H160ZM160 244H158L160 246ZM168 244V243H167ZM2 245V244H1ZM9 245V244H8ZM46 245V244H45ZM182 245V242L181 244ZM179 244L176 245V247H174L173 245H168V246H173V250H178ZM183 245H182V249H183ZM112 246V245H111ZM110 246V247H111ZM158 246V247H159ZM166 246V245H165ZM178 246V247H177ZM2 247V246H1ZM5 247V245L3 246ZM10 247V246H9ZM47 247V246H46ZM70 247V246H69ZM68 247V248H69ZM77 247V246H76ZM101 247L100 245H98V248ZM109 247V248H110ZM132 247V248H133ZM139 247V248H138ZM136 249L129 253L131 254L132 252L137 251V255L138 251H142L140 250V246H138ZM146 247V246H145ZM170 250L173 252V250ZM12 248V247H10ZM38 248V247H37ZM44 248V247H43ZM42 248V249H43ZM62 248V247H61ZM65 248V247H64ZM94 249L97 248V246L93 247ZM105 250H107L106 246L104 247ZM164 248V246L162 247ZM6 249L9 250V248L6 247ZM14 249V248H13ZM34 249V248H33ZM36 249V248H35ZM34 249V250H35ZM88 249V248H87ZM102 249V248H101ZM100 249V250H101ZM139 249V250H138ZM142 249V248H141ZM144 249V248H143ZM165 249V248H164ZM169 249V248H168ZM52 251L54 249H51ZM60 250V249H59ZM97 250V249H96ZM95 250V251H96ZM161 250V249H160ZM180 250V248H179ZM5 251V250H4ZM37 251V250H36ZM46 251V252H45ZM47 250H44V253H47ZM76 251L73 250V252ZM79 252L76 253H82V249L81 251L78 250ZM99 251V250H98ZM102 251V250H101ZM120 251V250H119ZM169 251V250H168ZM170 251V253H171ZM2 252V251H1ZM35 252V251H34ZM51 252V251H50ZM49 252V254H50ZM87 252V251H86ZM85 252V253H86ZM105 254V251H103ZM43 253V254H44ZM56 253V251H55ZM66 254H68L69 252L66 251ZM65 253H63V255H65ZM77 254L78 256L75 255L76 259L79 258L81 262L84 263V260L87 259L85 258V256H81L84 255L82 254ZM89 253V252H88ZM109 253V252H108ZM107 253V254H108ZM142 253V252H141ZM143 253L144 250H143ZM42 254V253H41ZM52 254V253H51ZM54 254V252H53ZM96 254V253H95ZM113 254V253H112ZM134 254V253H132ZM131 254V255H132ZM159 253H157L158 255ZM168 254V252H167ZM174 254V252L172 253ZM71 255V253H69V256ZM101 255V254H99ZM99 255H96L99 257ZM131 255H127L131 256ZM136 256V254H134ZM133 255V256H134ZM141 255V254H139ZM139 255L137 257H128L127 259H129L128 262L131 263V261H134L135 259L133 258H138ZM171 254H169L170 256ZM201 255V254H200ZM80 256L82 258H80ZM95 256V257H96ZM103 257V255H101ZM121 256V254H120ZM163 254L159 257H161V259L163 258ZM184 257V254L182 255ZM187 256V255H186ZM73 257V258H75ZM158 256H156V258H159ZM168 257V256H167ZM182 257L181 260H184V258ZM68 258V257H67ZM72 258V259H73ZM84 258V260H83ZM118 257L115 258V260H117ZM181 258V257H180ZM179 258V259H180ZM71 259V258H70ZM102 259V258H101ZM160 259V258H159ZM155 261L156 263H161L160 260ZM165 259V258H164ZM162 259L163 261H167L170 262L172 259L174 260V258H172L170 261H168L167 259ZM194 259V258H193ZM78 260V259H77ZM100 260V259H99ZM105 260V258H104ZM187 260V258H186ZM207 260V261H208ZM72 261V260H71ZM70 261V263H71ZM90 262V264H95L96 262H92V260H87V262ZM108 261V260H107ZM159 261V262H158ZM86 262V263H87ZM114 262V261H112ZM126 262V261H125ZM127 262V263H128ZM155 262L153 264H155ZM172 262V261H171ZM186 262V261H185ZM192 262V261H191ZM194 262V260H193ZM126 263V264H127ZM129 263V264H130ZM164 263V262H163ZM162 263V264H163ZM176 263V262H173ZM181 262L178 261L177 264H180ZM188 263V262H187ZM166 264V263H165ZM172 264V263H170ZM182 264V263H181ZM194 264V263H193ZM201 264V263H200ZM206 264V263H204ZM211 264V263H210Z\"/></svg>",
	"mask_w": 264,
	"mask_h": 264
}]
</instances>
